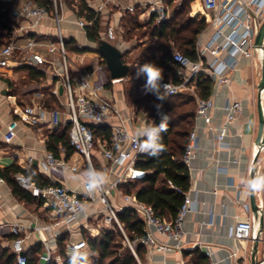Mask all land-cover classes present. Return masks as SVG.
<instances>
[{
    "label": "crops",
    "instance_id": "obj_1",
    "mask_svg": "<svg viewBox=\"0 0 264 264\" xmlns=\"http://www.w3.org/2000/svg\"><path fill=\"white\" fill-rule=\"evenodd\" d=\"M241 1L246 2L247 0ZM85 2L91 10L96 12L98 6L104 1L85 0ZM171 2L173 1L106 0L105 9L99 14L103 27L102 39L107 41L105 37L106 29L108 26H114L116 39L107 42L113 43L122 53L129 51V43L122 37L124 33L121 25L123 17L128 13L137 14L139 22L147 25L155 15L152 10L153 5L165 3L170 6V18L172 7L178 4L173 2L170 5ZM19 3L20 0L14 12V20L17 22V26L12 34V36L15 34L17 44L24 45L29 39H35L41 44L56 40L58 35L57 24L50 19H42L36 27L20 32L18 28L24 21L16 19ZM200 3L201 0H193L191 7L192 11H196L195 15L200 14V17H203L205 15L202 12ZM60 17L62 19L60 29L63 38L66 41H75L78 48H89V51L86 52L66 51L69 77L74 88L76 87V80L81 75L92 83H96L99 78L96 68L100 65L104 67L103 75L106 79L100 91V96L115 103L123 116L134 114V122L128 124L133 131L142 122L155 118V111L149 114V112L142 111V109H138L137 106L129 102L130 96L126 94L123 82L128 80L132 84L134 81L126 77L116 83L111 82L112 79L106 68V63L97 50L98 45L90 42L87 38L86 29L77 25V21L85 19V17L79 16L63 0ZM214 32V28L209 23L208 27L201 32L203 33L204 42H207ZM225 55L221 54V57L224 58ZM16 59L30 61L31 65L24 64L22 68L4 69L0 72V111L4 109L0 114V173L12 166H18L24 170L33 167L38 171V161L42 158L44 151L47 150L54 153L56 157L67 160L70 164L80 166L79 172L68 171L65 178H60L62 184L73 190H80L87 171L85 170L84 161L74 151L68 154L61 141L56 142L57 139H60L57 136L60 135L61 137V133L68 127L70 128L68 121L70 110L61 72L62 58L59 54H50L45 46L40 45L31 54L16 55L12 60ZM204 61L211 62V56L205 54ZM27 66L41 71L45 77L39 82L30 80ZM262 68V52L255 48L251 58L240 56L237 69L228 73L229 86L217 85L215 77L211 76L213 85L209 98H212L214 108L210 110L207 118L197 119L196 111L193 118L192 130L197 127L198 148L189 168L190 189L188 192L194 209L188 213L184 221V229L188 232L184 251L198 248L209 257L210 264H251V248L259 231L260 218L264 208V189L254 191L255 205H253L251 192L247 188V184L251 181V170L254 163H256L254 179L264 176V147L257 143L261 124L258 111L259 97H261L264 106V89H259ZM25 80L27 81L25 84L30 86V89L24 93V96L29 98V102L22 104L18 101L17 94L13 93V89ZM124 83L128 86L131 85L130 83ZM61 86H63L62 92L60 91ZM189 87L193 89V93L185 91L180 94L193 96L195 102H197V98L200 97L197 95L195 87L193 85ZM48 94L54 96L57 101L55 107L63 113L60 125L51 127L48 122L49 115H46L45 120L37 126L29 127L21 124L16 139L11 144L4 143L3 134L9 122L13 119H19L25 107L42 103L43 99H47ZM227 102H240L242 104L243 112L237 121H226L227 112L224 107ZM45 109L48 112L51 111L49 107ZM164 114H166L165 111ZM208 125L216 128L223 125L227 126L226 143L228 145L226 148L216 150V134L208 130ZM97 141V148L93 153L92 162L95 169L101 171L102 166L109 164V161L100 151L106 139L99 137ZM49 142L54 145V150L48 148ZM30 158H32V162H29ZM122 170L121 168H114V173L110 178L113 179ZM134 170L140 174L136 178L123 183L119 191L124 195L128 194L122 191V187L134 183L145 174L135 169V167ZM109 201L116 207L117 212L126 208L118 192H111ZM50 203L51 200L37 197L32 204L20 201L12 194L9 185L5 181L3 185H0V224L20 222L31 226L53 225V229L42 234L48 240V243L53 246V254L56 253L57 242L53 238L56 233L60 237L67 235L71 242H78L85 240L86 231L90 237L94 238L103 230L111 229L114 226L103 223L104 206L98 201L79 216L80 224L76 225L72 232H67L61 220L51 218L53 208ZM210 212L214 214L213 224H209L211 220ZM236 218L252 223L254 228L252 240L238 242L229 236L231 228L236 223ZM9 237L12 236L8 233L0 235V240L5 241L6 247H9L11 242L8 240ZM22 237L26 251L36 244L42 245L40 235L33 230L27 231ZM159 239L164 241V238L160 237ZM183 252L156 250L147 253L146 251L143 261L139 260L141 264H185L186 260ZM233 253H236V257H232ZM257 259L259 262L264 259V229L257 250Z\"/></svg>",
    "mask_w": 264,
    "mask_h": 264
},
{
    "label": "built area",
    "instance_id": "obj_2",
    "mask_svg": "<svg viewBox=\"0 0 264 264\" xmlns=\"http://www.w3.org/2000/svg\"><path fill=\"white\" fill-rule=\"evenodd\" d=\"M103 1L96 9V18L105 9L106 0ZM172 1L179 4L184 0ZM52 2L53 9L52 11H48L45 7L31 0H20L16 14L17 20L24 21L18 28L20 32L36 27L42 19H50L56 22L58 35L56 40H50L46 44H41L35 39H29L26 44L18 45L14 34L7 45L0 47V72L4 69L22 68L24 64L30 66V61L12 59L16 55L31 54L40 45L45 46L50 54H59L61 56L63 64L61 72L64 78V88L70 110L68 114V121L70 123L68 131L69 144L73 148V151L82 157L85 170L95 169L92 158L98 141L91 126H108L110 128V137L105 141L103 148L100 150L109 161V164L103 165L101 171H98L103 173L104 178L107 179V183L99 188L90 189L88 187L86 171L81 189L73 190L69 188L60 182V178H65V174L68 171L73 173L79 172L80 166L70 164L67 160L58 158L54 153L47 150L44 151L42 158L38 161L37 168L38 172L50 181V184L39 187L35 183L30 182L22 174L16 176L17 183L34 197L51 200L50 204L53 208L51 218L53 220H61L67 232H72L76 225L80 224L79 216L82 213L86 212L90 206L96 204L98 201L101 202L104 206L103 223L119 227L124 235L126 244L139 264L141 263L136 253L138 245L143 246L147 253L156 250L182 253L185 249L186 238L188 236V232L184 229V221L188 213L194 209L189 192L183 193L184 202L178 210L176 217L172 220H164L156 216L154 210L149 205L138 201L133 195H124L119 191L123 183L129 179L136 178L140 174L134 170L136 161L144 154L139 151V143L136 137L137 130L145 122L151 123L152 121L155 122L156 118H161V114H164L163 104L165 100L160 101L159 105L161 107L156 109L155 118L142 122L133 131L128 124L134 122V114L123 116L115 103L100 96V91L106 82L103 75L104 67L99 65L96 68V71L99 73L96 83L93 84L89 79L81 75L76 80V87L74 88L69 77L65 39L60 29L62 21L60 8H62V1H60L61 7L58 0H52ZM200 5L203 14L209 16L210 25L214 28L215 32L207 42H204L203 33L199 34L196 43L198 56L196 62H192L179 52L174 53L173 60L179 65L177 73L180 83H172L174 90L173 94L169 97L185 91L193 93V89L189 86L191 80L200 72H207L210 76L215 77L217 85L229 86L230 79L228 73L237 69L239 57L251 58L253 56L255 36L264 21V0H247L246 2H242L241 0H201ZM152 10L158 23L169 19L170 6L168 4L156 3L153 5ZM91 23L85 19L77 21V25L80 28H86ZM105 37L109 42L116 39L114 26L107 27ZM205 54L211 56V62L204 61ZM221 54L226 55L222 58ZM174 57H179L180 59ZM117 81L111 80L112 83H116ZM196 104L197 119L207 118L210 110L214 108L212 98H197ZM224 110L227 112L226 121L234 122L242 115L243 106L240 102H227ZM46 115H49L48 122L51 127L60 125L63 113L59 109L48 112L41 102L25 107L19 119H13L6 126L5 133L3 134L4 143L11 144L16 139L18 128L21 124L29 127L37 126L45 120ZM196 128L194 127L190 132L183 155V163L188 169L196 156L198 148ZM208 130L216 134V150L227 147L226 137L228 136V131L226 125L220 128L208 125ZM29 162H32V158L29 159ZM114 168H121L123 170L111 179L110 176L114 173ZM4 183L5 179L0 173V185ZM111 192H118L124 206L136 211L144 221V234L136 238L134 242L129 241L125 235L116 207L109 201V194ZM178 192L180 191L178 190ZM210 215L211 220L209 224H213L215 220L214 214L210 212ZM262 216L264 218V208ZM53 228V225L49 224L31 226L15 222L13 224H0V235L8 233L14 237L9 247L16 256V263L27 264L22 236L27 231L33 230L37 232L41 237L40 241L44 248L40 256L41 264H50L53 257V246L48 243V240L42 234ZM253 231L254 228L250 221L236 218V223L231 228L229 236L238 242L250 241L253 238ZM160 237L164 238V241H161ZM53 238L57 242L60 235L56 233ZM86 248L87 244L85 240L78 242L68 241L66 244L69 256L73 254V250L84 251ZM232 257H236V253H233ZM57 261L61 263L60 259H57ZM259 264H264V259Z\"/></svg>",
    "mask_w": 264,
    "mask_h": 264
},
{
    "label": "trees",
    "instance_id": "obj_3",
    "mask_svg": "<svg viewBox=\"0 0 264 264\" xmlns=\"http://www.w3.org/2000/svg\"><path fill=\"white\" fill-rule=\"evenodd\" d=\"M36 4L52 11V0H31ZM68 6L74 9L79 16L85 17L88 22L86 33L90 42L98 46L104 41L102 39V22L100 17L96 18L95 12L89 8L85 0H63ZM192 1L184 0L182 3L172 7L171 17L162 23H158L156 16L153 15L149 24L143 25L138 20L137 14H126L121 25L124 29L122 37L130 41L133 37L148 36L154 42L145 47L141 52L134 56L129 55L133 50L123 53L122 61L129 66L127 78L136 83V91L129 94L131 102L138 109L143 108L140 101L148 98L143 89L145 83L143 78L136 79V67L144 63H155L164 69V81H171L174 84L180 83L178 77L179 65L173 60V55L179 52L189 58L192 62L198 60L196 43L199 34L204 31L210 18L200 14L191 16ZM19 0H0V47L7 45L16 29L17 22L14 20V12ZM173 2L169 3L172 5ZM145 31L143 35L139 33ZM5 41V44L2 43ZM66 51L86 52L89 48H78L73 40H65ZM140 48V47H139ZM29 71V79L37 82L41 81L45 75L32 67L26 68ZM190 85L195 87L197 95L202 99L209 98L213 85V80L205 72H200ZM143 91V90H142ZM149 99V102H153ZM42 103L45 108L51 110L57 109V101L51 94ZM197 104L193 96L188 94H179L168 97L164 102V111L169 115L167 131L162 134V143L166 150L158 156L142 154L135 163V169L144 172V176L122 187V191L143 202L154 210L156 216L164 220H172L176 217L178 210L184 202L183 193L190 189V172L183 163V155L188 142L190 132L192 131L193 118ZM160 118L155 119L159 124ZM96 138H103L106 141L110 137V128L108 126H91ZM69 127L58 135L56 142L61 141L68 154H71L73 148L68 141ZM56 137V138H57ZM48 148L54 150V145L49 142ZM23 174L30 182L42 187L50 184V181L42 176L36 168L24 170L18 166H12L1 173L6 183L9 185L12 194L20 201L32 204L36 197L29 191L23 189L16 181V176ZM123 185V184H122ZM121 185V186H122ZM120 186V188H121ZM178 190L180 192H178ZM118 218L121 227L129 239L134 242L136 238L144 234V221L139 214L125 208L118 212ZM14 237H9L12 241ZM69 241L68 236L63 235L57 240L56 253L53 254L50 264H70V256L66 250V244ZM87 248L84 251L89 253L90 264H139L131 249L126 244L125 238L117 225L111 229L103 230L96 237H86ZM5 241L0 240V264H17L16 256L12 253L10 247L5 246ZM145 249L138 245L136 253L138 258L143 261ZM43 253L41 244L34 245L26 251L27 264H41L40 256ZM185 264H210L209 257L198 248L184 251ZM60 259L61 263L57 261Z\"/></svg>",
    "mask_w": 264,
    "mask_h": 264
},
{
    "label": "clouds",
    "instance_id": "obj_4",
    "mask_svg": "<svg viewBox=\"0 0 264 264\" xmlns=\"http://www.w3.org/2000/svg\"><path fill=\"white\" fill-rule=\"evenodd\" d=\"M180 59L179 57H174ZM136 77L143 78L145 83L143 85V92L145 94H152L157 100L164 101L173 94L174 85L171 81L164 82V69L157 66L155 63H144L136 67ZM157 109L161 105L156 106ZM170 117L168 114H161V121L156 124L145 122L144 125L137 130L136 137L139 143V151L150 156H158L166 150L162 143V134L167 131ZM88 187L96 189L107 183L103 173L98 172L94 168L87 170ZM249 191H258L264 189V176L250 181L247 184ZM82 247V246H81ZM70 264H90L89 253L87 251L73 250L70 256Z\"/></svg>",
    "mask_w": 264,
    "mask_h": 264
},
{
    "label": "water",
    "instance_id": "obj_5",
    "mask_svg": "<svg viewBox=\"0 0 264 264\" xmlns=\"http://www.w3.org/2000/svg\"><path fill=\"white\" fill-rule=\"evenodd\" d=\"M254 46L256 49L261 50L263 55L262 78L259 84V89L263 90L264 89V21L256 33ZM97 50L106 63V68L110 73L111 79L121 80L127 77L129 72V66L123 63L122 61L123 53L116 46H114L113 44L107 41H103L98 46ZM62 90H63V86L60 87L61 92ZM258 111L261 118V122H260L261 124L258 133L257 143L260 146L264 147V106L262 104L261 97H259L258 100ZM255 172H256V163H254L251 170V181L254 180ZM250 192H251V201L253 205H255L254 192L253 191ZM263 229H264V218L263 216H261L259 231L255 239L253 240L254 244L251 248V264H259V261L257 259V250L261 242V234L263 232Z\"/></svg>",
    "mask_w": 264,
    "mask_h": 264
},
{
    "label": "rangeland",
    "instance_id": "obj_6",
    "mask_svg": "<svg viewBox=\"0 0 264 264\" xmlns=\"http://www.w3.org/2000/svg\"><path fill=\"white\" fill-rule=\"evenodd\" d=\"M60 1H62V0H58L59 5L61 7ZM195 12H196L195 10L191 11V16L195 15ZM144 32L145 31H141L139 34L143 35ZM127 42L129 43L130 49H132L134 47L138 48L137 50H133V52L129 55V57H130V56H134V55L138 54L145 47L152 45L154 41L152 39L148 38V36H143V37L139 36V37H133L130 41H127ZM2 43L5 44V41H2ZM96 78H97V76H96ZM135 78L138 79L136 77V75H135ZM124 82L130 83L128 80H125ZM124 82H123V87L126 88L125 89L126 94H130V93L136 91L135 90L136 89V83L135 82H133L132 84L130 83L131 85H129V86L127 84H125ZM25 83H27L26 80L21 82V83H19V84H17L15 89H13V93L17 94L18 101L20 103H22V104H25V103L29 102V98L25 97L24 93L27 92L30 89V86L26 85ZM93 84H94V82H93ZM140 92H143V91L141 90ZM146 95L148 96V98L143 100V101H140L141 105H143V108H141V109H142V111H147V112H149V114H152V112L156 111V109H157L156 106L159 105L160 100H157L156 97L154 95H152V94H146ZM149 99H153L154 101L153 102H149ZM131 100H132V98H130V101H129L130 103H132ZM3 111H4V109L2 111H0V114ZM87 236L90 237L89 233H87V231H86L85 238Z\"/></svg>",
    "mask_w": 264,
    "mask_h": 264
}]
</instances>
